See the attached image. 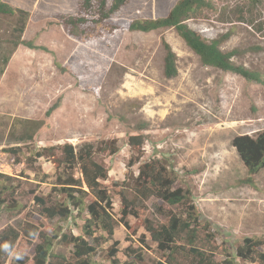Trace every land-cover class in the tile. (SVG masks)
<instances>
[{
  "label": "rangeland",
  "instance_id": "rangeland-1",
  "mask_svg": "<svg viewBox=\"0 0 264 264\" xmlns=\"http://www.w3.org/2000/svg\"><path fill=\"white\" fill-rule=\"evenodd\" d=\"M2 1L30 14L22 40L48 49L15 47L17 16L0 15V150L22 149L18 155L0 153V174L9 178H0V236L10 229L21 234L4 264H16V257L34 264L39 239L24 235L26 224L56 235L55 255L70 257V241L85 237L87 212L74 210L69 220L48 222L34 200L63 201L55 185L63 167L57 170L49 157L34 164L28 159L43 148L69 143L77 150L86 144L98 149L104 142L119 148L115 155L94 156L108 170L101 182L112 197L118 264H157L161 255L146 220L164 223L170 213L185 215L189 204L198 214L199 231L205 235L209 223L215 233L217 263L228 252L236 264H252L238 258L236 249L248 238L264 240V168L249 174L233 140L240 135L256 138L264 131V86L204 66L174 29L127 30L132 21L168 16L180 0H130L110 18L120 30L111 34L88 21L78 39L70 35L65 19L96 17L100 0H92L89 14L82 0ZM208 1L209 7L188 26L208 41L229 35L221 49L238 50L235 64L264 76V0ZM113 3L107 0L108 10ZM163 40L177 55L178 76L173 79L164 75ZM26 121L44 122L33 140L22 139L32 126ZM139 135L143 146H131L129 137ZM152 160L178 178L175 188L190 191L191 201L168 206L153 198L146 210L124 214L118 185L130 181V175L136 178L141 164ZM72 173L81 176L78 169ZM114 241L96 230L90 242L97 252L86 263L112 264Z\"/></svg>",
  "mask_w": 264,
  "mask_h": 264
},
{
  "label": "trees",
  "instance_id": "trees-1",
  "mask_svg": "<svg viewBox=\"0 0 264 264\" xmlns=\"http://www.w3.org/2000/svg\"><path fill=\"white\" fill-rule=\"evenodd\" d=\"M130 0H114L111 8L107 9V0H100L96 17L90 16H70L65 19L70 35L78 39L82 36L81 25L91 21L99 27L108 29L113 34L118 29L116 24L110 22L111 16L122 9ZM92 0H82V8L86 13L92 11ZM209 7L208 0H180L172 8L168 16L159 19H145L132 21L127 30L132 32L150 33L162 29H174L183 39L185 44L199 57L201 63L206 67H212L224 72L232 73L244 78L250 83L264 86V76L259 71L250 70L244 66L237 65L234 58L239 54L238 50L224 52L221 43L225 38L208 41L199 33L191 29L187 22L196 18L204 9ZM0 15L17 16V26L14 32L17 36L15 47L23 45L30 49H42L48 52L46 47H38L32 42L22 40L26 30L30 14L25 10L15 8L10 4L0 0ZM165 49L164 75L168 79L178 76L177 55L171 46L163 40ZM8 58L4 60V66ZM57 66H59L57 64ZM4 69L1 70V74ZM55 110L52 107L47 116ZM27 125H32L29 132L23 134V140H33L36 132L44 125L43 121H26ZM131 146L142 147L144 139L141 135L130 136ZM109 148L107 143H102L104 147H96L86 144L79 150L72 144H65L62 148H43L35 152L28 160L34 164L41 158H52L57 170L56 191L63 196L62 200L49 201L43 197H35V202L41 207L40 215L48 222H53L57 218L69 220L73 216L74 210L79 215L85 211L89 215L85 218L82 231L85 237H74V251L70 257L55 255L51 253L53 239L39 228L26 224L23 227L24 235L31 240L39 239V243L34 245V264H87L92 255L97 252V246L90 242L94 238L96 230H102L108 235L109 240L114 241L115 220L112 216V197L102 180L108 178L107 168L95 159L97 152H109L115 155L119 148L114 142ZM233 146L238 152L242 162L248 169L249 174L259 173L264 168V131L256 138L249 135H240L234 138ZM21 147H11L0 150V153L18 155ZM60 154V155H58ZM132 169V165L129 167ZM78 169L81 176L74 177L73 170ZM69 172V173H68ZM130 173L128 172L129 176ZM0 178H8L0 174ZM9 179V178H8ZM178 178L170 177L169 172L158 160L142 163L139 174L135 178L130 175V181H125L118 185L121 187L119 196L123 206L124 214H132L138 209L146 210L147 203L156 198L168 206L184 205L191 201V192L183 188H175ZM0 190V210L3 207V195ZM196 209L189 204L185 215L170 213L168 220L164 223H156L146 220V230L150 233L151 239L157 243L161 260L157 264H236L235 258L228 253L221 263L216 262L219 246L215 241V233L211 230L209 223H206L205 235L199 231V217ZM20 233L10 229V231L0 236V264H4L13 251ZM67 238V235H63ZM183 240L185 242L180 243ZM99 244V241L97 239ZM118 244L114 241L110 249L112 253V264H118L116 248ZM130 256V254H128ZM236 256L252 264H264V240L248 238L236 249ZM141 260V256L138 257ZM16 264H28V260L16 257Z\"/></svg>",
  "mask_w": 264,
  "mask_h": 264
}]
</instances>
